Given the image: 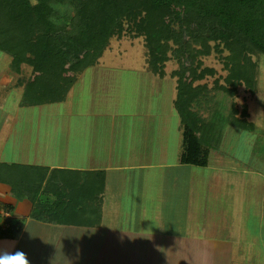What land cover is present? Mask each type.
<instances>
[{
	"label": "trees",
	"instance_id": "1",
	"mask_svg": "<svg viewBox=\"0 0 264 264\" xmlns=\"http://www.w3.org/2000/svg\"><path fill=\"white\" fill-rule=\"evenodd\" d=\"M124 33L142 38L146 66L155 77L165 76L168 61L177 65L169 77L175 82L179 163L204 166L208 152L220 145L222 125L256 132L246 105L237 107L233 99L239 89L256 91L258 59L264 57V0H0V52L10 58L8 68L16 75L12 86L21 88L18 106L62 103L109 39ZM211 54L223 75L202 64ZM23 67L29 68L25 77ZM209 92L231 99L224 117ZM0 184L15 200L30 203L32 219L99 224L101 172L0 162ZM0 209L10 213L11 207L0 204ZM9 218L0 217V237L11 232Z\"/></svg>",
	"mask_w": 264,
	"mask_h": 264
},
{
	"label": "rangeland",
	"instance_id": "2",
	"mask_svg": "<svg viewBox=\"0 0 264 264\" xmlns=\"http://www.w3.org/2000/svg\"><path fill=\"white\" fill-rule=\"evenodd\" d=\"M9 60L0 52V161L68 166L81 155L97 162L105 154L110 164L159 165L180 154L179 117L171 101L175 82L169 77L177 65L168 61L162 79L149 73L141 37H111L62 103L19 107L21 88L12 86L16 75L8 68ZM202 64L216 75L224 74L214 54L202 58ZM28 72L22 68L23 77ZM211 79L206 78L208 87ZM256 81L253 95L239 89L233 99L237 107L246 105L247 120L256 132L222 125L220 148L228 159L220 152L213 156L216 164L235 167L237 176L216 181V238L226 239H220L221 255L212 264H264V229L258 228L264 219V57L258 59ZM209 94L224 117L231 99L221 92ZM142 168L124 173L146 171ZM227 240L238 243L232 247L234 256L228 253L232 245Z\"/></svg>",
	"mask_w": 264,
	"mask_h": 264
},
{
	"label": "crops",
	"instance_id": "3",
	"mask_svg": "<svg viewBox=\"0 0 264 264\" xmlns=\"http://www.w3.org/2000/svg\"><path fill=\"white\" fill-rule=\"evenodd\" d=\"M217 152L228 159L219 145L217 151L208 152L204 166L179 163V152L170 163L159 165L110 164L109 155L104 154V160L97 162L81 155L68 166L64 162L43 166L102 173L98 226L32 219L30 203L15 200L8 187L0 184V204L11 207V232L0 242H15L10 250L25 252L30 264H212L221 255L220 239H226L216 238V181L237 176L235 167L213 161ZM140 167L146 171L124 173ZM263 222L258 221L261 230ZM227 242L232 245L228 253L234 256L232 247L238 243Z\"/></svg>",
	"mask_w": 264,
	"mask_h": 264
},
{
	"label": "clouds",
	"instance_id": "4",
	"mask_svg": "<svg viewBox=\"0 0 264 264\" xmlns=\"http://www.w3.org/2000/svg\"><path fill=\"white\" fill-rule=\"evenodd\" d=\"M14 245L15 242H0V264H30L25 252L10 250Z\"/></svg>",
	"mask_w": 264,
	"mask_h": 264
},
{
	"label": "built area",
	"instance_id": "5",
	"mask_svg": "<svg viewBox=\"0 0 264 264\" xmlns=\"http://www.w3.org/2000/svg\"><path fill=\"white\" fill-rule=\"evenodd\" d=\"M0 217L1 218H6V217H9V215H8V213H5L3 211H0ZM0 225L3 226L2 225V220H0Z\"/></svg>",
	"mask_w": 264,
	"mask_h": 264
}]
</instances>
